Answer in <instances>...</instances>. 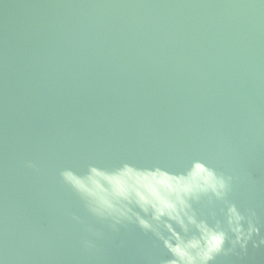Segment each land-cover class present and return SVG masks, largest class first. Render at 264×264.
<instances>
[{
    "label": "water",
    "instance_id": "obj_1",
    "mask_svg": "<svg viewBox=\"0 0 264 264\" xmlns=\"http://www.w3.org/2000/svg\"><path fill=\"white\" fill-rule=\"evenodd\" d=\"M197 159L264 219V0H0L3 264H162V242L113 233L60 173ZM215 264H264V246Z\"/></svg>",
    "mask_w": 264,
    "mask_h": 264
},
{
    "label": "clouds",
    "instance_id": "obj_2",
    "mask_svg": "<svg viewBox=\"0 0 264 264\" xmlns=\"http://www.w3.org/2000/svg\"><path fill=\"white\" fill-rule=\"evenodd\" d=\"M28 166L37 168L32 162ZM60 176L90 215L113 233L138 225L162 242L170 254L162 264H215L218 257L246 254L249 244L264 246V219L257 209L242 210L231 201L233 177L202 160H193L180 174L124 163L115 169L91 165L84 174L65 169ZM217 203L223 205L219 212ZM86 231L91 238L83 247L95 251L104 233L91 225Z\"/></svg>",
    "mask_w": 264,
    "mask_h": 264
}]
</instances>
